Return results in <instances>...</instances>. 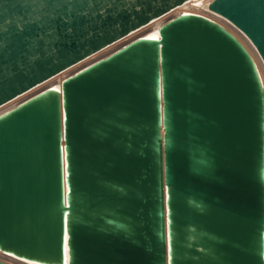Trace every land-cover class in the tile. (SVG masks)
I'll return each mask as SVG.
<instances>
[{"label": "water", "instance_id": "1", "mask_svg": "<svg viewBox=\"0 0 264 264\" xmlns=\"http://www.w3.org/2000/svg\"><path fill=\"white\" fill-rule=\"evenodd\" d=\"M184 1L0 0V104ZM208 7L264 61V0ZM0 250L264 264V87L245 43L178 13L1 111Z\"/></svg>", "mask_w": 264, "mask_h": 264}, {"label": "bare ground", "instance_id": "2", "mask_svg": "<svg viewBox=\"0 0 264 264\" xmlns=\"http://www.w3.org/2000/svg\"><path fill=\"white\" fill-rule=\"evenodd\" d=\"M212 0H186L183 3L177 5L172 10L166 12L165 14L156 17L152 19L147 24L135 29L131 30L129 33L125 34L124 36L112 41L111 43H108L107 45L103 46L102 48L98 49L97 51L93 52L92 54H89L88 56L82 58L81 60L73 63L72 65L66 67L65 69L59 71L58 73L48 77L47 79L38 82L34 86L30 87L29 89L17 94L13 98L7 100L6 102L0 104V112L13 106L20 100L26 98L27 96L33 94L34 92L48 86L53 85L56 82H59L64 76L70 74L71 72L77 70L78 68L84 66L85 64L95 60L96 58L103 56L110 51L114 50L121 44L125 43L126 41L130 40L131 38H134L135 36L146 33L150 30H153L157 28L160 24L168 20L169 18L175 16L178 13L182 12H192V13H200L203 15H206L221 24H223L225 27H227L229 30H232L237 36L245 43V45L249 48L251 51L256 64L257 68L259 70L263 87H264V61L262 57L260 56L256 46L253 44V42L250 40V38L238 27H236L231 21H229L227 18L223 17L222 15L212 11L209 9L208 5ZM0 258H3L5 260H8L10 262H13L15 264H35L28 260H24L21 258H18L16 256H13L11 254L5 253L0 250Z\"/></svg>", "mask_w": 264, "mask_h": 264}, {"label": "snow or ice", "instance_id": "3", "mask_svg": "<svg viewBox=\"0 0 264 264\" xmlns=\"http://www.w3.org/2000/svg\"><path fill=\"white\" fill-rule=\"evenodd\" d=\"M66 166L67 165H65V167ZM65 175H67V173H65ZM65 202H67V201H65ZM66 241H67V233L65 232V245H64V247H65V256L67 255V243H66ZM65 264H67V261L66 260H65Z\"/></svg>", "mask_w": 264, "mask_h": 264}]
</instances>
